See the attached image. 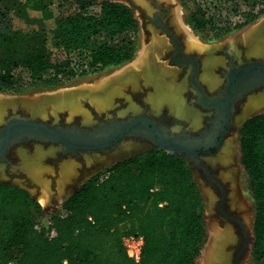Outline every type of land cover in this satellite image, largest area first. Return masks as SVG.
I'll return each mask as SVG.
<instances>
[{"label":"trees","instance_id":"trees-1","mask_svg":"<svg viewBox=\"0 0 264 264\" xmlns=\"http://www.w3.org/2000/svg\"><path fill=\"white\" fill-rule=\"evenodd\" d=\"M181 5L185 23L205 42L264 14V0H248L246 9L236 2L215 9L199 0ZM30 11L52 25L13 24V15L28 21ZM142 33L134 8L116 0H0V93L92 82L133 60ZM238 144L254 200L251 264H264V109L244 119ZM203 213L186 158L158 148L98 170L49 214L27 189L0 182V264H197L207 240ZM134 234L143 236L138 261L123 243Z\"/></svg>","mask_w":264,"mask_h":264},{"label":"rangeland","instance_id":"rangeland-1","mask_svg":"<svg viewBox=\"0 0 264 264\" xmlns=\"http://www.w3.org/2000/svg\"><path fill=\"white\" fill-rule=\"evenodd\" d=\"M19 1H25V0H19ZM125 4H128L135 10V14L139 18L145 32L142 33V43H145L146 40L149 39L151 33L153 31H158L161 32L165 35L164 31L159 28L156 24L152 23L148 19H146V16L152 17L155 13L159 14H164V17L162 21L168 26L171 30H173V26L169 24V21H172L173 17V12L174 8L178 5L181 7L182 10V16L184 14V9L181 5V0H155L156 3L159 5H166L170 7V10L168 13H165V8L159 9L156 5L153 4V0H141V1H136V0H119ZM172 1V2H171ZM191 1V0H187ZM202 4H204V7L209 6L210 8L215 7H225L228 5H233V3H238L242 9H246V2L248 0H199ZM146 4L149 5L151 10L149 11L146 7ZM173 9V10H172ZM223 15L230 16L225 12V9L222 11ZM29 20L25 21L24 18L19 17V16H12V22L16 27L22 28V29H40V28H47L52 25L51 20H47L42 22L40 20V13L37 11H30L28 15ZM149 36V37H148ZM166 36V35H165ZM167 37V36H166ZM168 38V37H167ZM169 39V38H168ZM173 44V43H172ZM174 47V45H173ZM229 69L226 68V70ZM103 77H100L92 82H84L76 86H70V87H61L53 90H47L43 92H37L33 94H22V95H10V94H4L0 93V101L5 98H11L9 96H12V98H17L18 104L15 106H9L5 105L0 108V127L5 125L6 121L8 119H17V118H30V119H35V120H40L44 121L48 124H51L53 126H71L75 125L79 128H90L92 126H95L99 123H101L104 120H114V119H126L131 116H135L138 114L136 111H131L128 106H129V101H130V96H118L114 95L111 97L109 102L102 108L99 109L95 107L94 103L90 100L89 97H83L79 98L78 101L74 103V105L68 106V105H53L50 104L49 102L45 104L43 101H41L43 97H47L48 95L52 96L54 94H57L60 91H66L67 89L71 87H86L90 86L93 88H96V86L99 84V82L102 80ZM114 92V90H113ZM46 95V96H45ZM8 96V97H7ZM39 97V99H38ZM49 97V96H48ZM34 98V99H33ZM29 99V100H28ZM36 99V100H35ZM41 99V100H40ZM133 99L135 100H140V97L134 96ZM23 100H27V102H21ZM34 100V102L32 101ZM33 102V104L39 105V107L34 108L33 105H31L30 102ZM42 102V103H41ZM65 103V102H64ZM41 108V109H40ZM40 109V110H39ZM142 111V110H141ZM140 111V112H141ZM166 126L163 127L165 130H169L168 126L169 124L172 123L169 118L166 117L165 119ZM169 123V124H168ZM239 128L240 125L234 124L233 127L230 129L231 131H237L238 136L235 139V147H236V153L239 157L240 151H239V144H238V137H239ZM177 132L179 134H184L185 131H181L180 128H177ZM127 142H132L138 145V149L135 150L133 153L143 151V150H149L153 149L155 146L150 143L149 141H146L144 139L138 138V137H125L121 140L120 144L122 143H127ZM115 147L112 149H102V150H97V151H91V152H85V151H69L66 152L65 148L62 144L57 143V142H42V141H21L18 143H13L10 145L8 151L6 152L5 159L0 161V182H9L16 184L18 186H21L25 189H27L31 194H33L34 197L37 198L39 195V191L37 184L27 175L21 172V163L23 160V157L26 154L30 155H36V154H48L49 159L45 161V164L50 167H54L57 169V166L61 164L65 158H77L79 162V172L80 175L78 179H76L74 182L68 183L67 190H71L76 186L78 183L82 182V180L87 179L88 177L92 176L94 173H96L98 170L102 169L105 166H108L112 164L114 161L120 158H116L112 156L113 152L115 151ZM37 148V149H36ZM56 150V152H50L52 150ZM24 149V150H23ZM34 152V154H33ZM53 154V157H52ZM20 155V156H19ZM98 155L106 156V159L100 160ZM75 156V157H73ZM215 156V155H214ZM214 156H207V157H202V161L207 164L211 169L213 174L221 179L218 174L220 172L219 168L217 165L211 162V158ZM21 157V158H20ZM51 158V159H50ZM123 158V157H121ZM210 158V159H209ZM22 159V160H21ZM19 160V161H18ZM89 160V162H87ZM188 163L192 167V175L195 183L197 184L203 199H204V221L207 229V240L205 242V245L203 249L201 250L200 256L197 259V264H202V259L204 258V253L205 249L208 246V242L210 239V230L213 225H224V223H230L235 229L236 235H237V241L234 243L233 246L227 248L228 251L231 250V261L229 264H232V259L234 257V253L240 246V241L241 238L238 234L239 228L235 223L227 219L222 213L216 210L215 208V201L219 199V194L216 188L206 179L205 175L203 172L195 167L192 163V159L189 157L188 158ZM49 164V165H48ZM82 164V165H81ZM240 168H239V174L237 176V181H238V190H239V197H241V200L243 201V208H239L238 210L235 208L230 207L229 199H227V202L225 203V209L234 215L240 217L242 220L241 212L247 211L251 213L252 216V222H253V206H254V200L249 188V177L244 170L243 166L239 163ZM220 167V166H219ZM221 168V167H220ZM55 177V175H54ZM53 177V178H54ZM56 179V178H55ZM53 180L54 184L51 187V190L56 188L55 181ZM75 179V178H74ZM198 179V180H197ZM201 179V180H200ZM222 180V179H221ZM198 181V182H197ZM200 181V182H199ZM204 182L206 187L211 188L212 190L215 191L216 193V200H214V203H212V208L210 209L208 207L206 198L204 197L200 183ZM225 183V182H224ZM226 186V183H225ZM37 195V196H36ZM62 199H56L52 200L48 206L44 207V210L46 211L47 214L56 212L57 210L60 209ZM43 207V206H42ZM43 221H47V216L44 218ZM246 224V223H245ZM248 231H249V237H250V243L247 249L244 251V253L241 255V261H245L247 264H251V256H250V251H251V244H252V239H253V229H252V224L251 226H248L246 224Z\"/></svg>","mask_w":264,"mask_h":264},{"label":"crops","instance_id":"crops-1","mask_svg":"<svg viewBox=\"0 0 264 264\" xmlns=\"http://www.w3.org/2000/svg\"><path fill=\"white\" fill-rule=\"evenodd\" d=\"M182 19L185 23L183 16ZM263 20L264 14L238 32L216 42L203 41L186 23L188 29H184V27L181 29L173 22V19L169 21V24L173 26L172 29L181 42L182 56H192L197 60V79L206 93L208 95H218L224 92L226 85L224 73L230 64L240 65L248 61H264ZM196 40H199L198 43H196ZM143 51L144 53H142ZM174 51L171 41L163 33L153 31L149 39L141 44L133 60L102 76L101 81L108 80L115 84L114 92L108 97L107 103L114 95L130 96L128 108L131 111L140 112L144 110L155 120H161L162 126L167 125L163 122V119H165V116L168 117L172 121L168 126V132L178 133L177 128L192 133L199 131L204 125L206 116L210 112L213 115L214 112L212 110L207 112L197 102V91L189 79L192 64L176 63L172 57ZM213 58L214 60H212ZM133 66L135 69L132 68ZM134 96L140 97V100H134ZM248 104L258 108L254 112L243 113L248 108ZM260 106L262 107L260 108ZM263 109L264 87H261L247 93L233 114V122L241 125L244 119ZM68 159L78 163L75 158H65L64 160ZM80 183L70 191L67 190L68 184L62 189L56 184L55 189L57 192L55 189L52 190L53 194H51L50 201L43 204V208L48 206L52 200H64Z\"/></svg>","mask_w":264,"mask_h":264},{"label":"water","instance_id":"water-1","mask_svg":"<svg viewBox=\"0 0 264 264\" xmlns=\"http://www.w3.org/2000/svg\"><path fill=\"white\" fill-rule=\"evenodd\" d=\"M119 1V0H116ZM121 2V1H120ZM153 4L159 9L168 8L166 5H159L153 0ZM169 9V8H168ZM161 14L155 13L146 19L160 26L165 34L174 42L176 51L173 53V60L176 63H191L192 71L190 82L198 92L197 102L204 108H214L220 113L211 122V127L201 131L197 135L170 134L156 125L155 121L147 116H136L126 120L104 121L101 124L90 128H79L71 126H53L44 121L17 118L8 119L5 125L0 127V161L5 159L6 152L10 145L21 141H42L57 142L64 146L65 151L84 150L87 152L111 148L125 136H135L148 139L158 149L176 154L190 155L195 167L200 169L206 179L216 188L219 200H213L217 211L222 213L229 220L234 221L241 228V245L233 257V264H239V258L247 249L250 243L249 231L239 217L225 209L227 200V189L222 181L216 178L211 170L201 161L200 152L208 149L209 146L219 147L223 136L230 124L231 111L236 101L247 93L264 86V63L248 62L241 66H231L226 73L228 79V93L225 96L208 95L197 79L198 62L192 56H182V46L174 33L169 30L160 18ZM223 121L222 133L217 131L216 121Z\"/></svg>","mask_w":264,"mask_h":264},{"label":"bare ground","instance_id":"bare-ground-1","mask_svg":"<svg viewBox=\"0 0 264 264\" xmlns=\"http://www.w3.org/2000/svg\"><path fill=\"white\" fill-rule=\"evenodd\" d=\"M136 1H141V0H136ZM146 7L149 11L151 10V8L149 7L148 4H146ZM172 19L176 25L181 27V29H182V27H184V29L185 28L188 29V26L183 22L182 10H181L180 6L177 5L174 8ZM179 27H177V28H179ZM155 37H156V35H155ZM153 41H154V39H153ZM198 41L196 40V43H198ZM162 45H164V44H162ZM142 53H144V51ZM212 60H214V58ZM142 61H144V60H142ZM132 68H134V66ZM131 70H133V69H131ZM107 79H109V78H107ZM162 86H164V85H162ZM165 86H166V84H165ZM114 88H115V84H113L111 81L109 82L108 80H104V81L99 82V84L96 86V88H93L90 86L71 87V88L67 89L66 91H60L57 94H54L52 96L48 95L49 97L48 96L43 97V98H41L42 100L41 99L40 100L43 101L45 104H47L49 102L50 104H53V105H60L62 103V105H68V106L72 107L74 105V103L76 101H78V99L80 97L81 98L89 97L90 100L94 103L95 107L102 109L107 104L108 97L111 95V93H113ZM160 94H161V92H160ZM9 97H11V98H5V99H2L0 101V108L2 106H5V105L15 106L16 104L20 103V102H18L17 98H12V96H9ZM38 99H39V97H38ZM32 101L34 102V100H32ZM32 101L30 102L31 105H33V107L37 109L39 107V105L37 104V102H36V104H33ZM21 102H23V100ZM24 102H27V100H24ZM261 107L262 106H260V108ZM256 108H258V107L252 106L251 104H248V108H246V111L244 110L243 113L248 114L252 111L254 112V110ZM260 108H259V110H260ZM37 111H38V109H37ZM235 134L236 133L229 135V137L225 140V142L221 146L220 150L216 153V156L212 157L211 159L209 158V159L211 160L212 163L221 167L218 176L228 185V197L227 198L229 199L230 207L238 210L240 207L243 208L244 205H243V201L241 200V197H239L240 194H239V190H238L237 176L239 174L240 165H239V158H238V155L236 153V147H235V143H234ZM119 145L120 146H118L117 149L112 154V156H114L116 158H120L122 156L128 155L137 149L136 145L131 144V143H128V144L122 143ZM56 150H57V148L55 150L50 151V152H53V151L56 152ZM33 154H34V152H33ZM98 156H99L98 158L100 160L106 159L105 156H102V155H98ZM52 157H53V154H52ZM48 159H49V155L44 154V153L43 154L39 153L36 155H30V153H29L23 157V160L21 159L22 160L21 172L24 174H27L37 184V187H38L37 191H39L40 193L38 196L37 195L36 196H37L38 201L40 203H42L41 205L47 204L50 201L51 194H53L52 193L53 189L51 190V187L54 184L53 180L55 178H56L55 183H57V185L60 187V189H62V188H64V186H66L68 183L72 182L74 180V178H76L79 175V165H80L79 162L77 163V162H74V161L69 160V159L63 160L62 162H60L61 164H59L57 166V169H55V166L50 167V166H47L45 164V161ZM87 162H89V160H87ZM54 175H55V177H54ZM200 187H201V191H202L204 197L206 198L208 207L211 209L213 200L217 199L216 193L211 188L206 187L204 182L200 183ZM55 191H56V189H55ZM59 195H61V194H59ZM241 216H242L244 222L248 226H251V224H252L251 213L244 211V212H241ZM236 241H237V236H236L234 228L231 224L224 223V225H222V226L213 225L211 230H210V239L208 242V246L205 249L204 258L202 259V264H229L230 260H231V252H230L231 250L228 251L227 248L234 245V243ZM241 264H247V263L245 261H241Z\"/></svg>","mask_w":264,"mask_h":264},{"label":"flooded vegetation","instance_id":"flooded-vegetation-1","mask_svg":"<svg viewBox=\"0 0 264 264\" xmlns=\"http://www.w3.org/2000/svg\"><path fill=\"white\" fill-rule=\"evenodd\" d=\"M168 7V6H167ZM169 8V9H168ZM168 8H165V13H168L169 12V10H170V7H168ZM161 16H163L164 17V14H161ZM163 17L162 18H160V21H162V19H163ZM163 22V21H162ZM164 23V22H163ZM164 25L169 29V30H171L170 28H169V26H168V22H167V25L164 23ZM159 28H161L160 26H158ZM162 29V28H161ZM163 30V29H162ZM173 33H174V31L173 30H171ZM145 32V30H144V28H143V33ZM165 33V32H164ZM164 35V34H163ZM166 35V34H165ZM174 35H175V33H174ZM167 36V35H166ZM176 36V35H175ZM149 37V36H148ZM168 37V36H167ZM177 37V36H176ZM169 38V37H168ZM178 39V38H177ZM169 40L171 41V43H173L172 45H174V49H175V51H176V46H175V44H174V42L169 38ZM179 40V39H178ZM147 41V40H146ZM179 43L181 44V42H180V40H179ZM174 51V52H175ZM248 62H254V63H264V61H262V62H257V61H248ZM248 62H245V63H243V64H240V65H234V64H230V66H229V69H230V67L231 66H241V65H244V64H247ZM229 69L228 70H226L225 71V73H224V75H225V78H226V85H225V89H224V92L223 93H221V94H218V96L220 95H222V96H225V95H227V93H228V89H227V86H228V79H227V76H226V73L229 71ZM198 74V73H197ZM199 81V80H198ZM194 87V86H193ZM264 87V86H263ZM261 88V87H260ZM197 91V90H196ZM247 95V94H246ZM245 95V96H246ZM197 96H198V92H197ZM213 96V95H212ZM245 96L244 97H242V98H240V99H238L237 101H236V103H235V105H234V109H233V111H231V119H230V124H229V126L227 127V130H226V132H225V134H224V136H223V139H222V141H221V143H220V146L219 147H216V146H214V147H212V146H209L208 147V149H205V150H203V152L201 151L200 152V159H201V161H202V157H207V156H209V157H211V156H216V153L220 150V148H221V146L223 145V143L225 142V140L227 139V137L229 136V135H232L233 133H236L235 134V136H234V138L236 139V137L238 136V132L237 131H231L230 132V129L233 127V125L235 124L234 122H233V114L235 113V111H236V108H237V106L240 104V102L245 98ZM204 108V107H203ZM204 109H206V111L207 112H209L210 110H212L214 113H213V115H212V112H210V114L208 115V116H206V118H205V121H204V125H203V127L199 130V131H196V132H194V133H192V132H189V131H185V133L184 134H190V135H197V134H199L201 131H203V130H206V129H208V128H210L211 127V122L216 118V117H220V113L216 110V109H212V108H204ZM136 116H147V117H149V118H151V119H153L154 121H155V123H156V125L157 126H159L161 129H163V130H165L163 127H165V126H162L161 125V123H162V121L161 120H155L153 117H151V116H149L147 113H145V111L144 110H142L141 112H138V114H136L135 116H131V117H128V118H133V117H136ZM128 118H126V119H128ZM168 118V117H167ZM126 119H114V120H120V121H122V120H126ZM165 119H166V116H165ZM165 119H163L164 121V123L166 124V122H165ZM104 121H113V120H104ZM104 121H102V122H104ZM101 122V123H102ZM223 121H221V120H218V121H216L215 122V124L217 125V131L219 132V133H222V130H223V127L221 126ZM101 123H99V124H101ZM169 124V123H168ZM242 124V123H241ZM98 125V124H97ZM241 126V125H240ZM77 127V126H76ZM240 129V128H239ZM165 132H167V133H170V132H168L167 130H165ZM171 134V133H170ZM172 134H179V133H172ZM184 134H181V135H184ZM125 137H135V136H125ZM125 137H123V138H125ZM123 138H121L116 144H114L111 148H106V149H112L113 147H115L116 145H117V147L118 146H120L119 144H120V142H121V140L123 139ZM138 138H141V137H138ZM141 139H144V138H141ZM144 140H146V141H149L148 139H144ZM150 142V141H149ZM234 142H235V140H234ZM128 143H131V144H134V145H136V147H137V149H138V145L137 144H135V143H132V142H127L126 144H128ZM150 143H152V142H150ZM153 144V143H152ZM154 145V144H153ZM155 146V145H154ZM117 147L115 148V150L117 149ZM154 148H157L156 146L154 147ZM136 149V150H137ZM100 150H102V149H100ZM8 151V150H7ZM76 151H78V150H76ZM79 151H84V150H79ZM95 151H97V150H95ZM143 151H145V150H143ZM67 152V151H66ZM73 152H75V151H73ZM85 152H87V151H85ZM91 152V151H90ZM139 152H141V151H139ZM137 153V152H136ZM134 154V153H133ZM129 155H132L131 153L130 154H128V155H125V156H122L123 158L124 157H127V156H129ZM180 155V154H179ZM181 156L182 157H184V158H186V160H187V162H188V158L190 157L191 159H192V157L190 156V155H185V154H181ZM73 157H75V156H73ZM106 157V156H105ZM75 159H77L76 157H75ZM120 159H122L121 157H120ZM117 160H119V159H117ZM116 160V161H117ZM78 161V160H77ZM115 162V161H114ZM113 162V163H114ZM203 162V161H202ZM112 163V164H113ZM192 163H193V159H192ZM204 163V162H203ZM189 164V163H188ZM205 164V163H204ZM111 165V164H110ZM190 165V164H189ZM193 165H194V163H193ZM210 170H211V173L213 174V172H212V169L207 165V164H205ZM109 166V165H108ZM195 166V165H194ZM217 167L219 168V170H220V167L217 165ZM79 175H80V172H79ZM78 175V176H79ZM214 175V174H213ZM77 176V177H78ZM215 176V175H214ZM76 177V178H77ZM216 177V176H215ZM216 178H218V177H216ZM219 179V178H218ZM85 180V179H84ZM84 180H82V182L84 181ZM220 181H222L223 182V184L225 185V183H224V181L223 180H221V179H219ZM81 182V183H82ZM80 183V184H81ZM79 184V185H80ZM78 185V186H79ZM226 189H227V197H228V185L226 184ZM77 188V187H76ZM75 188V189H76ZM74 190V189H73ZM72 190V191H73ZM71 191V192H72ZM70 192V193H71ZM69 193V194H70ZM68 194V195H69ZM228 199V198H227ZM219 200V199H218ZM226 202H227V200H226ZM229 212V211H228ZM231 213V212H230ZM233 214V213H232ZM234 215V214H233ZM236 216V215H235ZM238 217V216H237ZM240 218V217H239ZM228 219V218H227ZM241 219V218H240ZM231 221V220H230ZM243 222H244V220H242ZM233 223H235L234 221H232ZM230 224V223H229ZM244 224H245V222H244ZM232 225V224H231ZM235 225H237L238 226V228H239V231H238V234H239V236H240V238H241V240H242V236H241V228H240V226L238 225V224H236L235 223ZM246 225V224H245ZM247 227V226H246ZM234 228V227H233ZM248 229V228H247ZM234 231H235V229H234ZM235 234H236V232H235ZM237 236V235H236ZM240 245H241V241H240ZM233 246V245H232ZM237 251V250H236ZM236 253V252H235ZM234 253V254H235ZM243 254V253H242ZM241 254V255H242ZM241 255H240V257H241ZM231 258H232V255H231ZM240 260H241V258H239V263H240ZM231 261V260H230ZM232 264H233V259H232Z\"/></svg>","mask_w":264,"mask_h":264},{"label":"built area","instance_id":"built-area-1","mask_svg":"<svg viewBox=\"0 0 264 264\" xmlns=\"http://www.w3.org/2000/svg\"><path fill=\"white\" fill-rule=\"evenodd\" d=\"M123 243L128 256L138 261L141 256L143 236L140 234L129 235L123 239Z\"/></svg>","mask_w":264,"mask_h":264}]
</instances>
